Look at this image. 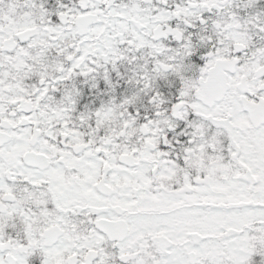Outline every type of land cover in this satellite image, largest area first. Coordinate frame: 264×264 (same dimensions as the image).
I'll list each match as a JSON object with an SVG mask.
<instances>
[{
    "label": "snow or ice",
    "instance_id": "snow-or-ice-1",
    "mask_svg": "<svg viewBox=\"0 0 264 264\" xmlns=\"http://www.w3.org/2000/svg\"><path fill=\"white\" fill-rule=\"evenodd\" d=\"M0 264H264V0H0Z\"/></svg>",
    "mask_w": 264,
    "mask_h": 264
}]
</instances>
